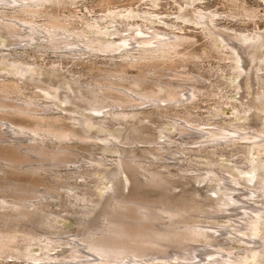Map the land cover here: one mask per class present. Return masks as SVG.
I'll return each mask as SVG.
<instances>
[{"label":"bare ground","instance_id":"bare-ground-1","mask_svg":"<svg viewBox=\"0 0 264 264\" xmlns=\"http://www.w3.org/2000/svg\"><path fill=\"white\" fill-rule=\"evenodd\" d=\"M80 1L0 0V36L9 41L6 50L0 46V136L6 138L9 129L22 136L16 143L0 141V192L13 198L8 200L7 195L0 200V256L26 257L33 264L45 260L70 264H264V161L259 159L260 152L264 153V128L250 126L256 123L252 118L231 128H200L201 123L192 124L197 119L192 109L197 100L209 96L202 78L187 72H176L170 79L163 73L156 76L163 70L172 74L171 67H186L192 62L191 39L177 32L184 31L182 24L202 29L210 46L205 53L230 49L225 59H230L232 71L240 76L250 73L249 65L256 68L264 63L252 55L254 45L264 41V33H239L232 38L216 32L222 14L198 10L196 4L205 0L185 2L176 22L153 11L148 15L139 12L131 5L124 10L114 6L123 0H98V16H92L90 13L96 12L88 8L85 10L91 17L77 11L66 16L62 13ZM224 1L236 5L235 0ZM158 6L153 4V8ZM194 7V17L184 14ZM244 11L246 19L258 17L256 12ZM28 47H33L34 53H29ZM18 49H23L19 55L14 52ZM48 51L83 66L91 78L81 79L85 70L79 77L68 78L62 62L45 66L29 60ZM192 60L200 62L202 58ZM249 111L244 110V114ZM236 114H240L239 109ZM162 118L169 119L168 123L155 125ZM168 128H173L175 135ZM194 130L201 138L192 142L185 137ZM176 134L183 140L175 139ZM74 141L116 155L108 164L104 156L92 152V168L81 172L83 178L92 179L93 186L84 185V190L64 180L60 170L44 176L40 171L49 168L34 164L36 157L40 163H63L65 167L78 163L70 160L76 156ZM246 142V168L206 156L212 161L201 163L210 167H198L192 176L173 179L157 169L161 162V167L172 168L167 161L173 158L167 155H175L182 144L198 146L181 150L183 154L193 152L180 159L193 164L197 162L192 157L213 153L210 148L225 149ZM94 173L99 177L92 178ZM188 179L213 185L208 190L216 198L208 196L210 192L202 195L193 185L186 187L191 183ZM123 182L128 194L121 192ZM63 184L74 193L71 197L90 203L88 210L72 211L83 215L78 219V235H74L82 238L65 240L35 227L23 228L20 224L24 220L44 214L49 228L60 233L67 229L69 218L47 211V205L38 200L56 196ZM148 187L158 190L149 191ZM175 188L181 191L172 194ZM237 210V215L220 216ZM92 215L101 218L95 228L93 218H89ZM236 216L240 218L236 220ZM173 245H180V251L170 250ZM59 249L71 255L53 254ZM110 254L113 258L107 257Z\"/></svg>","mask_w":264,"mask_h":264},{"label":"rangeland","instance_id":"rangeland-1","mask_svg":"<svg viewBox=\"0 0 264 264\" xmlns=\"http://www.w3.org/2000/svg\"><path fill=\"white\" fill-rule=\"evenodd\" d=\"M189 0H123V1H117L114 6L118 7L121 10H124L125 7L130 6L138 10L139 12H146L148 15V11H153L155 14H160V18L163 19H172L174 20L176 16L179 13V8L181 6H184L185 2ZM81 2V3H80ZM76 6L69 7L67 9H63L62 13L66 16V14H70L71 12L77 11L79 15L86 14L88 17L89 16L88 12H86L87 8L89 10H93L95 13H90L92 16L94 15H100L101 10L98 8V0H82L80 1ZM236 5L233 4H228L224 0H205L203 1V4H196L198 7V10H204V12H218L222 14V17H220L218 21V26L220 30H216V32L223 33L226 35H229L232 38H235L237 34L239 33H264V0H235ZM153 4H160V6L153 8ZM126 5V6H125ZM180 5V6H179ZM90 7V8H89ZM196 7V8H197ZM86 8V10H85ZM92 8V9H91ZM196 8H189L184 14L187 16H192L193 14L196 13ZM97 9V10H96ZM250 10L253 12H256V16H258L255 19L249 20L246 18V13L244 10ZM228 14V16L226 15ZM143 14H140V18ZM232 16V17H230ZM140 21V20H139ZM169 21V20H168ZM171 21V20H170ZM176 22V20H174ZM157 24H162V23H157ZM184 31L178 30L177 32L184 33V35L189 36L191 39V45L188 46L190 48V52L192 51V57L190 58V63H186V67L184 66H178L175 65L171 67L170 72L172 74L166 73V70L158 72L156 76H159L163 73L165 77L170 79V76H175L176 72H187L190 74H195L196 76H200L202 78L201 80L203 81L204 84L207 86L209 92V96L202 97L201 99L197 100L195 102L194 108L192 109V112L194 114V117L197 119H194L192 124H202L200 128H208L212 127L215 125H221L224 127L231 128L234 125H240V122L242 120H248V118H252V122H256L254 124H250V126H254L256 128V124H258V130L260 128H264V63L260 62L256 68H250V65L248 66V74L246 75H238L231 69V61L230 59H225L229 56L230 49H223V52L220 51H213L211 53H205L208 52L206 48L209 49V39L207 36H205L204 32L202 31L201 28L194 27V25H188V24H182L180 26ZM6 36V35H5ZM114 38V36L110 37ZM14 40V39H13ZM12 40V41H13ZM8 40L6 38L0 36V46L2 49L6 50V45L8 44ZM12 52L15 50L14 48H11ZM9 49H7L8 52ZM21 50L23 49H18L14 52H17V54H21ZM27 50H29V53H34L33 47H28ZM206 54V56H204ZM37 56L30 58L29 60L31 62L37 61L41 63L42 65H50L54 63H60L62 62L61 67L63 68V73L70 78L71 76L75 75V77H79L80 74H82L83 66H76L75 63L69 62V59H60V54H55L52 51H48L46 53H38L36 54ZM252 55L256 56V58H260L261 60H264V41L256 43L254 45V50H252ZM24 56V55H23ZM196 56H200L202 60L200 62H194L192 58H196ZM100 60H104L103 58H100ZM75 64V65H74ZM74 67V68H73ZM76 67V68H75ZM259 67V68H258ZM262 68V70L259 71V69ZM183 68V69H182ZM258 68V70H257ZM135 71V70H132ZM79 72V73H78ZM85 75L81 77L83 81L89 80L91 78V74H88L87 71L85 70ZM83 72V74H84ZM258 75L261 76V78H258ZM90 76V77H89ZM154 76V77H156ZM236 101V102H234ZM232 104V106H230ZM237 105V106H236ZM240 110V114H236L237 109ZM248 114H244V110L248 111ZM236 114V118H234ZM159 120H164V122L157 121L155 125H161L165 126L168 123L167 118H162ZM175 120H178L180 122H183L179 118H175ZM160 122V123H159ZM167 122V123H166ZM215 123V124H213ZM262 124V126H260ZM169 126V125H168ZM9 129L7 127L3 128ZM170 134L175 135L173 132H176L173 128H168ZM241 130H244V126H242ZM194 130L191 135L185 137L189 141H199L201 138V134L199 132H195ZM11 132V133H10ZM10 133V134H9ZM9 134V135H8ZM6 138H3V136H0V141H10V142H15L18 141V138H22V136L14 134L10 129L6 132ZM10 136V137H9ZM15 136V137H14ZM16 136H18L16 138ZM185 136V135H184ZM5 137V136H4ZM14 137V138H12ZM175 139H181V137L176 134ZM16 143V142H15ZM19 143V142H18ZM246 144H238L237 146H229L225 149H222V147L216 148H210L209 151H212L213 153H207L203 152L201 153L202 156L204 157H197L194 156V160H196L197 163L189 164L186 163V161H181L180 159H185L187 158V154L193 152H186V154L181 153L184 148H196L198 147L195 144H182L179 145L178 148H176V154L171 155L168 154L167 158H173V160H166L172 166V168L169 167V169L163 168L164 164H161L160 161H156V163H160L157 166L158 171H162L165 174H167L169 177H172L173 179H177L178 176L182 175H187V176H192L195 173V170L198 167H210V165H206L205 163L201 162H210L212 161L211 158H207L206 156L212 157L216 162L218 163H226L232 164V166L236 165L241 168H246L244 164H249V161L246 156V150L248 148ZM74 145V150L76 152V156L70 157V160L72 162H78V163H69L67 167L64 166L63 163L61 164H56L55 162H42L40 163V159L36 157L34 153L32 154L34 157H36L37 162L39 161V164L35 161L34 164L37 166L40 165H46L48 171H40L44 176H49L52 171H61L62 172V177H64V180L67 182H70V184H76L77 186H82L84 185H91V178H83L82 172L84 169L87 168H92V164L90 162V159L92 158L91 154L92 152H95L97 157L104 156L105 159H107L108 164H111L115 161V154H108L105 153L102 149H96L93 150L92 148L87 147L85 144H82L80 142L74 141L72 142ZM101 144V143H99ZM92 143L89 145L91 146ZM144 147V146H140ZM22 151L24 152L25 149ZM178 152H180L178 154ZM184 152V151H183ZM215 153V154H214ZM259 159L264 161V153L260 152ZM67 158L66 155H63V158ZM65 158V160H66ZM199 161V163H198ZM177 164V166H176ZM57 165H59L57 167ZM161 165V166H160ZM61 166L62 169H61ZM160 166V167H159ZM82 167V168H81ZM159 167V168H158ZM185 167H190L189 171L183 170L181 168ZM1 169V165H0ZM82 171V172H81ZM2 173H0L1 176ZM3 175V174H2ZM99 177V174H92V178H97ZM183 181H186V178L182 179ZM191 183L186 186V187H195L196 189L199 188L201 191L202 195H206V192H210L208 196L216 198V194L208 190V188H213V185H208L206 186L205 183L200 184L199 182H192L193 179H188ZM65 182V181H64ZM126 182H123L125 185ZM200 184V185H199ZM68 185L63 184L62 188L59 190V194H57L54 197H50L48 195H45V197H40L38 200H40L41 203L44 205H47L48 208L45 207L47 211L51 210L52 212L56 213L57 215L59 214L60 216H65L69 218V221L66 222V230L63 231V233L57 232L56 229L49 228V224L47 222V218L44 217V214H37L34 215L33 217L29 218L28 220H24L20 225H22L23 228L25 229H30V227H35L37 231H42V233H47V235H51L54 237H62L65 240H79L80 237L78 236L75 238L74 235H78L77 232V226H78V219L82 218L83 215L81 214H74L72 213L73 210L77 209L78 210H88L90 209V206L87 207V205H90V203L85 202V201H80L82 199L71 197L74 193H70L68 191ZM153 186V185H152ZM253 188V187H252ZM41 190H44L43 187L40 188ZM149 191H156L158 190L155 187H148ZM152 189V190H151ZM84 190V188H82ZM181 191V188H175L172 191V194H177ZM245 192H248L244 188ZM121 192L123 194H128V190L126 188V185L121 188ZM102 194H107V191H102ZM109 194H112V190H108ZM0 200L4 198V196H9L7 198L8 200H13L11 194H3L0 192ZM80 194V192H78ZM39 196H41V193H39ZM112 198V196H111ZM245 197H243L244 199ZM205 199V198H204ZM112 200V199H111ZM205 201V200H204ZM71 203V204H70ZM86 203V204H85ZM209 205H213L210 203H207ZM115 207V203L113 205ZM216 206V205H214ZM87 207V208H86ZM236 213H240V210L234 211L232 213L228 212L225 214H221L220 216H224L226 214H232L235 215ZM204 215V214H203ZM237 215V214H236ZM95 217V218H94ZM89 218H93L92 220V227H97L96 225L99 226V221L101 222V218L96 215H92ZM240 216H236V220H238ZM206 223L210 222V220H204ZM99 223V224H98ZM24 224V225H23ZM28 226V228H27ZM85 233V232H84ZM84 233L82 235H84ZM237 246V245H236ZM68 250V248H66ZM181 247L180 245H173V247L170 248V250H176L180 251ZM59 252H62V249H59L56 252H53V254H58ZM84 252L94 255V253L88 249H84ZM205 254V251H203ZM201 253V254H203ZM60 254V253H59ZM71 255L70 253L62 252V255ZM70 262V261H67ZM67 262H62L58 260H45L42 261L41 264H70ZM33 264L32 259L22 257L21 259L17 258H4V256H0V264ZM192 264V263H191ZM194 264H212V263H194ZM216 264V263H215Z\"/></svg>","mask_w":264,"mask_h":264}]
</instances>
